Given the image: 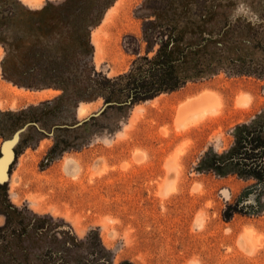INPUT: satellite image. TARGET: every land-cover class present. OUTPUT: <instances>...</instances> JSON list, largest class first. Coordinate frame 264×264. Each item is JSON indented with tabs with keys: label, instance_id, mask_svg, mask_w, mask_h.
Instances as JSON below:
<instances>
[{
	"label": "rangeland",
	"instance_id": "1",
	"mask_svg": "<svg viewBox=\"0 0 264 264\" xmlns=\"http://www.w3.org/2000/svg\"><path fill=\"white\" fill-rule=\"evenodd\" d=\"M97 1L0 0V264H264V185L210 166L264 129V0H114L88 42ZM167 41L201 76L130 103Z\"/></svg>",
	"mask_w": 264,
	"mask_h": 264
},
{
	"label": "trees",
	"instance_id": "2",
	"mask_svg": "<svg viewBox=\"0 0 264 264\" xmlns=\"http://www.w3.org/2000/svg\"><path fill=\"white\" fill-rule=\"evenodd\" d=\"M113 1L101 0V2L98 3L97 1L94 4L92 2V11H86L84 33L88 37V42L91 27L96 26L101 21L104 12ZM139 16L148 19L152 16V13L148 15L140 14ZM168 45V41L160 42L152 58L143 56L138 60H134L130 70L121 74L125 78V82L119 91H126L125 96L130 103L152 99L162 92L175 91L188 80L201 76V71L182 73L181 65L183 61L172 56ZM104 101H110L109 97L104 96ZM210 166L218 172L227 170L240 176L253 178L259 184L264 185L263 127L259 124H241L237 126L233 146L223 156H216L212 159ZM252 210H255V207ZM249 212L251 211L235 202L226 206L223 217L229 219L234 213L245 214Z\"/></svg>",
	"mask_w": 264,
	"mask_h": 264
},
{
	"label": "water",
	"instance_id": "3",
	"mask_svg": "<svg viewBox=\"0 0 264 264\" xmlns=\"http://www.w3.org/2000/svg\"><path fill=\"white\" fill-rule=\"evenodd\" d=\"M12 140H3L0 146L1 155H0V177L3 176L4 172L7 170L8 164L11 159V144Z\"/></svg>",
	"mask_w": 264,
	"mask_h": 264
},
{
	"label": "bare ground",
	"instance_id": "4",
	"mask_svg": "<svg viewBox=\"0 0 264 264\" xmlns=\"http://www.w3.org/2000/svg\"><path fill=\"white\" fill-rule=\"evenodd\" d=\"M209 95H210V92H208V91H204L202 93H199L194 98H191V99H188L187 101H185L183 104L180 105V107H181V109H185L188 106H193L191 111H197L198 109H200L197 105H199L200 102H202L203 100L208 98ZM209 110L210 109L204 108V109H200V112L205 113V112H208Z\"/></svg>",
	"mask_w": 264,
	"mask_h": 264
},
{
	"label": "crops",
	"instance_id": "5",
	"mask_svg": "<svg viewBox=\"0 0 264 264\" xmlns=\"http://www.w3.org/2000/svg\"><path fill=\"white\" fill-rule=\"evenodd\" d=\"M112 5H113V3H112V4L106 9V11H105L104 14H103V17H102L101 21H100L96 26L91 27L90 31H91L92 29H94L95 27L99 26L100 23H101L102 21H106V17H107V15L112 13V11H111V10H113ZM95 31H96V30H95ZM95 31H94V32H95ZM94 32H92V34H93ZM92 34H91V35H92ZM92 53H93V48H92ZM92 53H91V58H92V56H93Z\"/></svg>",
	"mask_w": 264,
	"mask_h": 264
}]
</instances>
